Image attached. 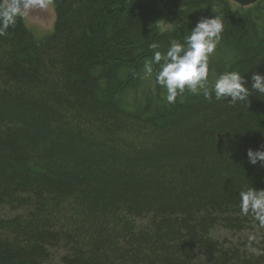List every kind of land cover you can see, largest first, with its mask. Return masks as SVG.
I'll return each mask as SVG.
<instances>
[{"label": "trees", "instance_id": "trees-1", "mask_svg": "<svg viewBox=\"0 0 264 264\" xmlns=\"http://www.w3.org/2000/svg\"><path fill=\"white\" fill-rule=\"evenodd\" d=\"M52 6L41 39L21 16L0 36V264H264L213 236L264 232L240 210L241 191L264 190V166L247 158L264 150V96L229 107L213 91L228 72L250 91L252 75L264 77V0ZM215 17L212 98L169 104L160 66L147 76L145 64Z\"/></svg>", "mask_w": 264, "mask_h": 264}, {"label": "clouds", "instance_id": "clouds-1", "mask_svg": "<svg viewBox=\"0 0 264 264\" xmlns=\"http://www.w3.org/2000/svg\"><path fill=\"white\" fill-rule=\"evenodd\" d=\"M53 0H3L0 4V36L6 34L9 27L14 26L17 16L27 15L33 9H47ZM224 23L219 17L201 19L191 34L186 37L185 44L172 41L166 54L154 51L151 62L145 64L147 76L153 74V64L160 66L156 73V83L167 92V102L175 103L178 96L189 92L193 95L203 93L207 99L212 98L208 89L209 57L214 53L223 32ZM150 48L156 50L159 45L153 43ZM245 81L238 72H228L219 76L214 84V95L217 101L228 100L227 105L234 107L249 104V97L253 94L264 96V77L252 75L251 91L245 87ZM264 147V146H262ZM247 158L250 164L258 162L264 166V150H248ZM240 210L244 216L251 215L258 222L259 228H264V190L256 191L249 188L240 192ZM249 248L255 254L259 250L251 248L256 242L255 235H249Z\"/></svg>", "mask_w": 264, "mask_h": 264}, {"label": "rangeland", "instance_id": "rangeland-1", "mask_svg": "<svg viewBox=\"0 0 264 264\" xmlns=\"http://www.w3.org/2000/svg\"><path fill=\"white\" fill-rule=\"evenodd\" d=\"M231 7L233 9L240 8L238 4H235L233 2H231ZM20 16L24 19L26 25L33 32L34 37L36 39H41L49 32H51L54 23L55 12L51 4L45 10L33 9L27 15H20ZM158 28L160 31L163 32L166 30H170L171 26L168 22H160L158 24ZM214 53H216V51ZM213 56L214 54H211V57ZM142 80L144 85H142L141 88H145V87L153 88L150 78L148 80L145 79L144 74H142ZM249 235H255L256 242H259L260 246H262V244L264 245V232L259 233L256 231H252L251 229H247L239 233H230L224 230H218L213 234V236H215L219 240L222 246L224 247L236 246L235 248L238 249L240 252H244L249 248V240H248ZM248 251H251L250 248L248 249Z\"/></svg>", "mask_w": 264, "mask_h": 264}, {"label": "water", "instance_id": "water-1", "mask_svg": "<svg viewBox=\"0 0 264 264\" xmlns=\"http://www.w3.org/2000/svg\"><path fill=\"white\" fill-rule=\"evenodd\" d=\"M228 1L238 4L240 7L245 8L254 5L259 0H228Z\"/></svg>", "mask_w": 264, "mask_h": 264}]
</instances>
